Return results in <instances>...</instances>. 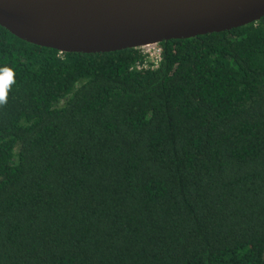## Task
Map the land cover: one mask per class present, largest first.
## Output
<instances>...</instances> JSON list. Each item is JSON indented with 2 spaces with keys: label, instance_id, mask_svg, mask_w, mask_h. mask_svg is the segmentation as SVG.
<instances>
[{
  "label": "trees",
  "instance_id": "1",
  "mask_svg": "<svg viewBox=\"0 0 264 264\" xmlns=\"http://www.w3.org/2000/svg\"><path fill=\"white\" fill-rule=\"evenodd\" d=\"M157 46L0 25V264H264V16Z\"/></svg>",
  "mask_w": 264,
  "mask_h": 264
},
{
  "label": "water",
  "instance_id": "2",
  "mask_svg": "<svg viewBox=\"0 0 264 264\" xmlns=\"http://www.w3.org/2000/svg\"><path fill=\"white\" fill-rule=\"evenodd\" d=\"M264 0H0V25L35 45L98 53L229 30Z\"/></svg>",
  "mask_w": 264,
  "mask_h": 264
},
{
  "label": "clouds",
  "instance_id": "3",
  "mask_svg": "<svg viewBox=\"0 0 264 264\" xmlns=\"http://www.w3.org/2000/svg\"><path fill=\"white\" fill-rule=\"evenodd\" d=\"M14 83L13 72L10 69H5L0 75V103L6 101V89L10 84Z\"/></svg>",
  "mask_w": 264,
  "mask_h": 264
},
{
  "label": "built area",
  "instance_id": "4",
  "mask_svg": "<svg viewBox=\"0 0 264 264\" xmlns=\"http://www.w3.org/2000/svg\"><path fill=\"white\" fill-rule=\"evenodd\" d=\"M141 49L143 50L144 53L147 54L148 57H155V62H157L160 56V49L157 46V44L145 45L142 46Z\"/></svg>",
  "mask_w": 264,
  "mask_h": 264
},
{
  "label": "rangeland",
  "instance_id": "5",
  "mask_svg": "<svg viewBox=\"0 0 264 264\" xmlns=\"http://www.w3.org/2000/svg\"><path fill=\"white\" fill-rule=\"evenodd\" d=\"M153 50V49H152Z\"/></svg>",
  "mask_w": 264,
  "mask_h": 264
}]
</instances>
